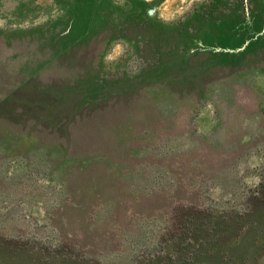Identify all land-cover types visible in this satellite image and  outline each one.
I'll list each match as a JSON object with an SVG mask.
<instances>
[{"label":"rangeland","instance_id":"rangeland-1","mask_svg":"<svg viewBox=\"0 0 264 264\" xmlns=\"http://www.w3.org/2000/svg\"><path fill=\"white\" fill-rule=\"evenodd\" d=\"M251 206L264 0H0V264H221Z\"/></svg>","mask_w":264,"mask_h":264},{"label":"trees","instance_id":"trees-1","mask_svg":"<svg viewBox=\"0 0 264 264\" xmlns=\"http://www.w3.org/2000/svg\"><path fill=\"white\" fill-rule=\"evenodd\" d=\"M253 205H255L253 203ZM252 205V206H253ZM251 206L250 210L248 211L249 214L241 216V217H230L232 225H220L219 228H217L216 232L213 235H208L207 237V244H203V246L209 245V248H212L211 251L218 257L211 258L215 256L205 257L201 259V262H207L212 263L211 261H219L221 264L225 261V264H248L244 263L243 258L251 256L252 259H254L257 256L258 251V244L257 241L250 239L254 229L257 227H263L264 226V215L259 213H253L252 209H254ZM224 221H222L223 223ZM225 223V222H224ZM253 223H257L256 225ZM228 224V223H226ZM257 230V229H256ZM241 235L238 237V235ZM251 234V235H250ZM225 235H228V238L233 239L232 243H229V241L226 239L225 242ZM250 235V237H249ZM264 237V234L262 235ZM214 237L213 239H210ZM255 237V234H254ZM222 246V247H220ZM223 258V259H219ZM251 261V260H250ZM182 264H188L183 262ZM212 264H217L216 262Z\"/></svg>","mask_w":264,"mask_h":264}]
</instances>
